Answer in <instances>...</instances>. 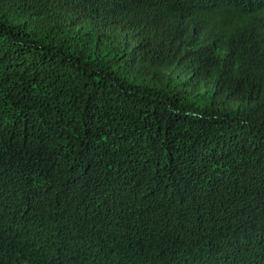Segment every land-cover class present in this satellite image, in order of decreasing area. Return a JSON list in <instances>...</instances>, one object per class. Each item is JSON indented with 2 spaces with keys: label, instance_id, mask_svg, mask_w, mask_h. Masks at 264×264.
<instances>
[{
  "label": "trees",
  "instance_id": "trees-1",
  "mask_svg": "<svg viewBox=\"0 0 264 264\" xmlns=\"http://www.w3.org/2000/svg\"><path fill=\"white\" fill-rule=\"evenodd\" d=\"M0 264H264V0H0Z\"/></svg>",
  "mask_w": 264,
  "mask_h": 264
},
{
  "label": "rangeland",
  "instance_id": "rangeland-1",
  "mask_svg": "<svg viewBox=\"0 0 264 264\" xmlns=\"http://www.w3.org/2000/svg\"><path fill=\"white\" fill-rule=\"evenodd\" d=\"M123 39H125V37H123ZM170 73L179 77L180 79L186 78V76L184 74H182L178 71H175V70L170 71ZM184 89L187 90L188 92H191V93H198L199 91H201L200 87L192 85V84L184 86Z\"/></svg>",
  "mask_w": 264,
  "mask_h": 264
}]
</instances>
